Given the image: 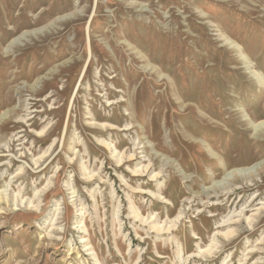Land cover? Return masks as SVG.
Wrapping results in <instances>:
<instances>
[{"label":"rangeland","instance_id":"rangeland-1","mask_svg":"<svg viewBox=\"0 0 264 264\" xmlns=\"http://www.w3.org/2000/svg\"><path fill=\"white\" fill-rule=\"evenodd\" d=\"M0 264H264V0H0Z\"/></svg>","mask_w":264,"mask_h":264},{"label":"bare ground","instance_id":"bare-ground-1","mask_svg":"<svg viewBox=\"0 0 264 264\" xmlns=\"http://www.w3.org/2000/svg\"><path fill=\"white\" fill-rule=\"evenodd\" d=\"M110 146V145H109ZM108 147V146H107ZM111 147V146H110ZM112 148V147H111ZM112 150V149H111ZM113 151V150H112ZM115 154H116V152H115ZM120 161H121V159H120ZM261 209L262 208H258L256 211V214L254 215V217H253V220L255 221V220H257L258 218H259V216H260V214H261Z\"/></svg>","mask_w":264,"mask_h":264}]
</instances>
